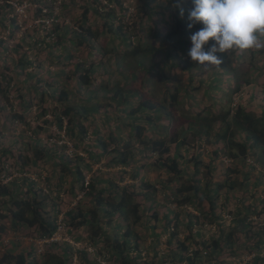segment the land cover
<instances>
[{
  "label": "trees",
  "instance_id": "16d2710c",
  "mask_svg": "<svg viewBox=\"0 0 264 264\" xmlns=\"http://www.w3.org/2000/svg\"><path fill=\"white\" fill-rule=\"evenodd\" d=\"M1 1L3 4L0 5V28L7 29L5 22L7 20L4 18V14L5 12L8 14L12 12L13 5L8 2L10 0ZM56 1L57 0H43L38 6L35 15L43 18L54 17ZM82 1L87 5L82 6L83 11L81 15H79L78 21L83 23V27L86 28L84 31L78 32L72 30V32H70L68 25L54 24L53 22L52 25L55 26L46 30V35L41 40H36V43L41 44V46L46 43L48 49L57 47L58 50L59 46L66 50L70 42H75L78 49L85 44L87 46H92L91 42L98 39L102 32V30L97 32V30L93 29L90 25L84 26V24L89 23L88 15L93 11L98 16L106 18L104 27L112 31L113 34L117 36L120 46L124 47L123 52L120 54L122 60L126 62L129 60L135 61L134 66L130 65L129 68L125 70L121 68V61L117 58L114 59L115 64H117L122 71H127L124 72L126 78L134 75V67L140 68L141 71H146L150 76L157 71H162L167 75V68L174 69L181 65L182 69L189 72L196 67H202V65L193 62L188 56V51L191 47L190 36L202 27L201 24H197L191 29L187 26L189 23L187 19V6L191 0H178L177 5L179 4V6L185 10L184 16H180L178 7H176L175 11L171 14V27L165 33L156 31L155 36L159 38V42L158 44L150 46H145L144 44L142 46L140 41L139 43H132L129 35V29L131 28L129 25L120 23L115 29L113 28V23L110 21L113 19L118 9L122 11L123 2L121 0ZM113 1L117 3L116 5L119 8H117V10L116 8L115 10L107 9L103 13L102 6L109 5V3ZM69 5H73L71 0L69 4L67 0L64 1L60 6L62 11L59 15L61 16L64 14V17L68 15L72 19L71 13H67L66 11ZM45 7L49 8L47 12L43 11ZM166 7L169 8L170 6L167 5ZM2 8H4L5 12L1 11L3 10ZM144 14L146 16L148 15L147 13ZM134 25L136 26L137 22H134ZM13 35L14 32L9 36L14 37ZM53 36L54 38H52ZM127 39H129V43H127ZM5 43L6 40L0 39L1 47H3ZM101 43L102 47L105 49V53L108 52L109 50L106 45L103 42ZM208 46L209 45H206L205 48ZM20 47L21 45L18 44L14 49L18 53L14 71L17 75L25 74L26 78L28 77L29 79L33 77L36 78L38 73L42 71V68L38 69L36 67H44L45 62L39 59L42 47H38L39 51L37 54L34 53L33 55H30L27 51L22 52ZM59 52L58 54L56 51L55 57L53 55L51 56V58L54 59V61L52 60L51 62H55L57 57L65 58L62 50ZM240 52L244 53V50H237L235 54L236 58ZM230 53V50L224 53H217L218 57L221 58L220 64L212 66L207 65L208 62H205L207 65L206 67L211 68L210 71L206 72V70H201L192 72L187 82L182 83V85L178 84V86L175 85L174 87L167 88L168 96L163 100L151 96V92L146 88L148 82L139 75L138 77L134 76L135 81L139 84L138 88L134 89L131 87L125 89L118 85L115 88L108 87L107 89L106 86L108 84L106 83L105 85L100 84V86L108 90L107 93L109 94H101L97 90L93 91L90 86L91 80L96 77L95 68L91 62L88 64L84 60L76 63V71L74 72L76 80L73 85V90H69L62 86L60 81L53 80L49 82L47 78L45 81L46 85H44L42 80H38L34 88L40 91L43 102L45 101V96H47L46 94L49 93L47 91V87H50L49 85H54L55 89L53 93H59V97L55 100L63 103L64 107L60 110L56 107L54 118L57 127L64 132L62 140L63 138L67 140H64L61 144L52 145L43 142L41 137L32 139V137L29 136L30 141L28 140L27 143L25 142L28 154L22 151H14L5 145H3L5 146L4 148L3 146L2 149L0 148V160L8 162L12 158L15 161L14 165L20 173L27 174L29 173L28 171L32 170L38 177L21 176V181L14 178V180L11 179L6 183L0 182V199H2L0 202L5 204L4 206L8 208V213L5 215L1 214L0 217H10L11 225L15 232L20 230L26 233L27 231V234H29L31 238V243L35 242L31 245L24 246L20 240L15 239L10 245V248H7L0 256V264H71L73 261V246L65 239L48 242L42 256L39 258L35 255L37 252L36 250L39 248L38 240L52 238L58 232L60 225L65 223L69 231L76 230L79 232V234L71 232L72 238L76 242L84 241L81 237V231H86L89 228L87 238L90 241V245L81 247L77 250L78 259L80 260L79 264H103L100 259H104L106 264H142L140 261L142 254L139 253L140 236L137 232L133 231L131 222L134 225L139 224V226L143 228L141 232L142 236H153L152 238L157 236L158 238L160 234H167V243L169 246L175 244L172 247V255L174 258L180 259L179 262L187 259L191 264H199L203 251L207 252V255H209L208 262L216 259V254H218L224 246L223 232H220L219 235L217 232V234L212 235V239H208L203 234V231H201V227L195 230L196 232H194V227L195 225H201V214H204V217H206V214H209L208 218H212V220H210L211 223L221 218L217 213V200L221 196L220 191L224 189L225 192L222 196L227 197L226 195H228L229 190L234 191L236 189V181L230 182L227 180L218 183L215 182L214 176H210L207 179L205 176L204 179L198 177L201 171V165L203 164L200 155L188 157V161L191 163L193 162L195 167L194 174L196 175H190L191 178L183 181L184 172H188L189 170L184 166L187 158L182 154L180 148L182 146L192 145L196 140L194 139L195 137L198 140L203 139V135L209 137V133H211V123L209 120L211 118L213 121L221 122L225 125V129L220 128L221 134L218 132V137L216 139L223 140L225 149L228 150V153L233 158L235 157L238 159L237 157H239L247 160L248 153H250L253 147H257L261 149L260 156L264 160V89L254 88L252 82L257 79H252V76L248 78L247 73L239 74L235 71L230 59ZM152 54L158 58V61L150 64L147 60ZM235 60H238V58ZM82 69H84V72H82ZM10 70L11 68L8 64L0 66V92L2 95H4L5 92L4 88H2V86L5 85L4 83L9 86L12 84V78L9 74L11 72ZM222 72H226L225 75L229 74L231 77L234 75L237 81L235 86H231V93L229 97L226 98L227 106H225V110L217 114L214 113V115L208 112L206 117H204L203 114L205 112L203 111H206V108H204L190 121L189 126H185L181 129L177 127L173 128L170 136L166 132L167 128H165L163 137H156L155 134H159L158 132H160V130H158V127H153L151 130L152 135L146 137V128L148 126L137 122L135 118H138V116L142 114L144 115L143 118L146 120V124L153 125L156 124L157 121V118L153 116L155 113L154 111L159 114L163 112V114L168 117H175L174 110L177 105L182 103L183 94L187 96L184 101L190 102L191 100L192 102L196 99V96L198 97L205 86L208 84L212 86L218 84L216 83L218 74H222ZM27 80H23L24 84H26ZM41 83L42 85H40ZM138 94H140V96ZM93 97L97 98L96 104L93 103ZM19 99L22 101L21 105H24L19 112H16V110L13 111L11 119L8 116L9 112L7 111V105H2L0 111L3 113L6 123L8 122L7 124H13L16 120L13 131L16 133L15 137L23 141V139L25 137L28 138V136H25V132L23 131V133H18L17 126H19V124H26L24 115L25 111L28 109V101L24 94H20ZM102 99H105L106 102H100ZM136 99L137 102L133 103ZM75 100H79L86 104H76V102H74ZM248 105L250 106L249 111L246 109ZM112 107L116 109L122 107L121 111L123 116L126 117L125 125L128 127L126 132L127 137L124 138L123 136H119V134L117 135L113 129L110 134L103 135L102 139H99L98 145L100 149H103V152L100 151L97 154L94 152L92 153V151L88 150L87 145L89 142L86 141L89 129L85 124L81 123V118L85 117V119H88L90 115H103L102 113H105L106 115L103 117L102 125L105 128H109L112 126L113 121L108 116V113L114 112V114H116V111H114ZM48 109L49 108L46 106H43L40 113L44 115L47 113ZM209 110H212V107H210ZM114 118L119 119V116L116 115ZM132 118H134L133 121ZM90 123L93 125V131H95V128L99 127L96 126L95 120H91ZM234 125L237 126V129L244 132L245 138L252 141L251 147L245 144L244 141H242L243 139H233V131L230 128ZM190 131H193L195 136H190L188 134ZM137 141L142 143V148L138 155H136L137 152L134 151L135 148L132 147ZM111 142L114 144L113 148L110 147ZM207 142H211V140H207ZM1 143L2 141L0 139V145ZM69 143H71L72 146H70ZM120 143L122 146L121 149L117 147ZM230 145L232 147H237L238 152L229 149V147H231ZM71 147L75 149L81 147L82 151L88 153L90 156L89 159L92 158V163L83 156H80L78 152H73V154L70 155ZM104 152L110 154V156H108V161L104 162L105 166L113 170V167L121 169L119 171L116 169L114 170L120 178L125 177V173H127L125 169L128 165L136 164L138 158L145 157L147 159L148 155L154 154H158L159 156L155 163L161 169H164L165 172L169 173L170 176L169 178L162 179L160 182L161 188H158L153 183L147 181L145 174L141 175V168L144 166L142 165L141 168L137 166L133 169L131 174L133 182L120 185L114 179H107V184L101 187L99 183L106 180L103 178L100 179V174L96 173V171H94L96 174L92 175L87 180L85 169L90 168L95 161H100ZM114 153H117V155ZM213 154L218 156L216 150L213 151ZM4 157H6V159H4ZM255 161L258 163L260 162L259 159ZM214 162L215 159L212 158L207 168L209 170L207 171L208 175L214 171V169L210 170L214 166ZM45 163H51L53 167L52 170H47L46 176L43 177L41 168L46 165ZM155 163L154 165H156ZM261 163L264 165V161ZM247 165L251 168L255 167L254 164L247 163ZM245 176L248 178V172H246ZM70 177H72V182L69 180ZM137 178H140L139 184L135 182ZM43 181L46 183V187H44ZM202 181H204V184H201ZM74 182L80 183V189L84 192L83 195L89 198L88 207L84 204L82 199H80L76 205L68 203L67 208L64 202L61 201V193L63 190L67 191L72 199L78 196L76 188H73ZM174 183H179V185H174L175 188L173 189L171 185ZM68 184L70 188H63L68 186ZM138 186L144 187L145 191L143 193L138 192L136 190ZM53 187L56 188L53 189ZM166 188L173 190L175 195L172 200L174 203L178 205L188 203L194 205L195 199L197 198L200 204L203 203V201L207 202L209 206L208 210L202 211L200 214L187 212L186 220L183 218L180 219L181 214L175 211L173 213L175 221L170 218V212L164 211L163 224L158 223L160 220L158 210L160 208L156 209L157 206L154 207V203L148 208L149 212L145 210L143 211L144 213L140 212V202L135 200L138 195L142 194L151 199L154 192L164 191ZM238 202L242 203V198ZM249 207L250 205L245 207L246 213H244L243 217L240 216L238 211L234 213L236 225L233 226L224 240L225 243L231 247L232 254L234 255L238 254V249H235L238 246H236L233 241V235H235L237 231L241 233L245 232L248 239L255 237V235L259 236L258 241L255 243V247L262 248V246H264V223L258 226V230L253 231V226L251 227L252 224H250V222L248 223V219L252 218L256 212L254 211L249 215ZM239 208L240 207L237 206V210ZM60 214L62 215L61 217L59 216ZM257 214H259V212H257ZM115 217H118V220L122 218V220L127 222V229L125 231H123L124 228H119L117 226L118 220H115ZM151 217L155 220V224L143 222V219H149ZM183 221L186 226L187 234L181 239L177 228ZM171 223H174L172 227ZM220 226L221 224H219V229L222 230ZM4 229L5 226L0 224V233ZM196 236H199V238ZM2 244L3 242L0 239V246ZM190 247L195 248V250L189 255L187 253ZM135 252L138 253L133 254ZM260 260L261 256L257 255L253 260L247 261L245 264H259ZM144 264L157 263L151 260V262H144ZM215 264H221V262L216 259Z\"/></svg>",
  "mask_w": 264,
  "mask_h": 264
},
{
  "label": "rangeland",
  "instance_id": "374dc122",
  "mask_svg": "<svg viewBox=\"0 0 264 264\" xmlns=\"http://www.w3.org/2000/svg\"><path fill=\"white\" fill-rule=\"evenodd\" d=\"M66 0H57L55 2V8H54V17H38L35 15L36 10L38 9V6L40 3L43 2V0H10L8 1L10 4L13 5V11L9 14L3 10L2 12H5L4 18L7 20L6 25L7 29L0 28V39L6 40V43L3 45V47L0 46V66L4 64H8L11 68L10 77L12 78V84L11 86L5 85L2 86L4 88L5 92L4 95L0 92V108L2 105H7V111L9 112L10 119L12 118L11 115H13V111L16 110V112H19V110L22 109L21 105L22 101L19 99L20 94H24L26 100L28 101V109L25 111V118H26V124H19L17 126V132H25V136H28V138H24L23 141L21 139H18L15 137L16 133L13 131V127L16 124V120L13 124H7L6 120L4 118L3 113L0 111V139L2 141L0 148L2 149V146L5 145L6 147H9L12 150H16L17 152H25L28 154V150L26 149L27 141H30V137L32 139L41 137L43 139V142L47 144H61L64 142V140H67L66 138L62 137L64 135V132L60 130L56 123H55V110L56 107L61 108L64 107V104L61 102H57L55 99L59 97V93H53V90L55 89L54 85H49L50 87H47V91L49 92L45 96V101H42L41 93L39 90L35 89L34 86L37 85L38 80H42V83L46 85L45 81L48 78L49 82H52L53 80L60 81L61 85L69 90H73V85L76 80V75L74 72L76 71V63L80 62L81 60H84L88 64L91 62L93 67L95 68V79L93 78L91 80V88L93 91L97 90L99 93L104 94L107 93L108 90H105L103 87L100 86V84L105 85L108 84L106 88L108 87H117L118 85L122 86L125 89L133 87L138 88L139 84L135 81L134 76L138 77L141 76V78L145 79L146 82V88L149 89L151 92V96H153L156 99L163 100L165 97L168 96L167 88L174 87L175 85L178 86L182 85V83L187 82V79L189 78L190 73L192 72H198L201 70H206V72L210 71V67L202 66V67H196L191 72L182 69V65L176 68H167L166 73L167 75L162 71H157L155 73L150 74L146 73V71H141L140 68H135L134 75L125 77V73L127 71H122L117 64H115L114 59H118L121 61V68L122 69H128L129 66H134L135 61L129 60V61H123L120 57L121 52H123L124 47L120 46L117 36L113 34L112 31L108 30L107 27H104V23L106 18H102L98 16L95 12H90L88 15L89 23L84 24V26L90 25L93 29L97 30V32L100 33V36L95 41H92L91 45H83L81 48L78 49V46L75 45V42L68 43L67 49L64 50L63 48H60L59 50L57 47L49 48L47 44H37L36 40H41L46 35V30L49 28H52L55 25H52L58 23L60 25H68V29L70 32L72 30L82 32L86 28L83 27V23L78 21L79 15H81L83 9L82 6L87 5L82 0H71L73 2L72 6H68V9L66 10L67 13H71L72 19L70 16L59 15L62 11L60 9V6L62 3ZM68 4L70 0H67ZM123 3V9L122 11L117 10L119 8L115 1L112 3H109V5L102 6V12L104 13L107 9H114L116 8L117 12L115 13L113 19L110 21L113 23V28L115 29L116 26L120 25V23H123L125 25H129L131 28L129 29V35L130 40L132 43H139L141 42L142 46L143 44L145 46L155 45L158 44L159 38L155 36V32H163L165 33L170 27H171V14L175 11L177 7L178 0H121ZM3 2L0 0V5H2ZM170 6L167 8L166 6ZM188 10L192 7L191 2H189V5L187 6ZM1 8V6H0ZM49 8H44L43 11L47 12ZM124 11V12H123ZM144 13H147L146 16ZM58 17H57V16ZM142 19V21H141ZM140 21V23H139ZM134 22H137V25H134ZM72 26V27H70ZM42 27V28H40ZM14 32V37H10L9 35H12ZM57 37V35H56ZM54 38V36L52 37ZM76 41V37H75ZM261 41L264 42V37H261ZM99 42V45H98ZM103 42L106 47L108 48V52L105 53V49L102 47ZM127 43H129V39H127ZM211 43V40L209 41V45ZM20 44L21 51H27L30 55H33L34 53L37 54L39 51L38 47H42V52L40 53L39 59L45 61L44 67H36V68H42V71L38 73L37 77H33L29 79L26 78L25 74L20 75L14 71L15 70V64L17 60V52L14 50L15 47ZM116 45V46H115ZM114 46V47H113ZM129 46V44H128ZM99 47V48H98ZM116 47V49H115ZM118 48V49H117ZM57 49V50H56ZM100 49V50H99ZM115 49V50H114ZM65 55V58H58L55 62H51L54 59L51 58V56L57 53L59 54L61 51ZM237 50H230V59L232 62V66L235 69V71L239 74H245L247 73V77L252 76V79H257L252 82L254 84V88L258 89H264V47L260 48H252L244 50L243 52H240L238 54V60L235 57ZM248 51V52H247ZM235 52V53H234ZM70 59H69V56ZM55 57V56H54ZM158 61V58L155 55H150L147 62L156 63ZM217 66V64H214ZM213 66V65H212ZM35 68V69H36ZM82 72H84V69H82ZM226 72H222V74H218L216 85H207L205 86L198 97L196 96V99H194L192 102H186L184 99L187 97L185 94L182 95V103L177 105L175 108V117H168L163 112L161 114L155 113L153 114L154 117L157 118L156 124L148 125L146 124V120L143 118L144 115L138 116L136 121L140 122L143 125L148 126L147 129V135L146 137H149L152 135L151 130L153 127H158L159 134H155L156 137H163L164 135V129L167 128V133L171 134L173 128L177 127L179 129L184 128L185 126H189L190 121L197 116L198 112L202 111L204 108H206V111L203 114L204 117H206L208 112H211L213 115L214 113H219L222 110H225V106H227V100L226 98L229 97L231 93V86L236 85L237 81L234 75L232 77L228 74L225 75ZM223 75V76H222ZM225 75V76H224ZM28 79V80H27ZM23 80H27L26 84H24ZM42 83L40 85H42ZM89 92V91H88ZM40 93V94H39ZM109 94V93H107ZM93 95V94H92ZM140 96V94H138ZM53 96V98H52ZM86 96V95H85ZM94 96V95H93ZM238 99V98H237ZM93 103L96 102L97 98L93 97ZM56 101V102H55ZM76 104H81L83 102L81 101H74ZM100 102H106L105 99L100 100ZM137 99L135 100L136 103ZM97 103V102H96ZM95 103V104H96ZM86 104V103H83ZM88 104V103H87ZM255 105V104H254ZM43 106H46L48 109L47 113L42 115L40 113ZM212 107V110H209V108ZM250 106L246 108L249 111ZM257 107V106H256ZM114 111H116V114L114 112L108 113V116L110 119H112L113 123L112 126L109 128L103 127V117L106 115L105 113L97 114V115H90L88 119L81 118V123L85 124V126L89 129V133L86 136V141H88V150L94 152L95 154L99 153L100 151L103 152V149H100V146L98 145L99 139H102L103 135L110 134L113 129L116 132V134L119 136H123L124 138L127 137V130L128 127L125 125L126 117L123 116V113L121 111V108H114L112 107ZM120 109V110H119ZM119 110V111H118ZM202 112V113H203ZM150 113V112H149ZM119 116V119L114 118L115 116ZM213 118V117H212ZM134 118H132L133 121ZM91 120H95L96 126H99L98 128H95V131L92 130V124L90 123ZM118 120V122H117ZM211 123V133H209V137H206V135H203V139L198 140L196 139L192 145H186L182 146L180 148L183 155L186 156V164L184 165L187 167L188 172H184V179L183 181L188 180V178H191L190 175H196L195 173V167L193 165V162L188 161V157H193L195 155H200L203 164L201 165V171L198 177L201 179H204V176L206 179L210 176H214L215 182L222 183L225 181H236V188H241L240 195L242 196V203H239L238 201L241 200V197H233L232 190H229L227 197L222 196L225 192L224 189L220 191L221 196L217 200L218 203V209L217 213L219 216H221L220 219L215 220L216 222H212V218H208L209 214H206V217H204V214H201L200 222L201 225H195V230H198L200 227L202 228L201 231H203V234L206 238L212 239L213 234H220V232H223V243L224 246L222 250L216 254L217 261L221 262V264H239V261L245 259L248 260V258H251L254 256V254H251L254 252L251 251L252 246L255 244L254 240L248 239L245 232L241 233L237 231L235 235H233L234 243L236 244L235 249H238V254L234 255L232 254L231 247L225 243V238L233 228V226L236 225V222L234 221V213L237 211V206L239 204H242L244 206L250 205L252 206V203L254 204V199L252 198V193L256 192V195L260 197V201H263V198L261 196H264V160H260L262 158L260 155L261 149L257 147H253L250 153H248L247 160L241 159L237 157L233 158L229 153L228 150L225 149V146L223 145V140L216 139L218 137L217 133L220 132L221 129H225V125L221 122L213 121V119L210 118ZM213 122V123H212ZM233 123V122H232ZM42 126V127H39ZM204 126V125H202ZM208 128V127H207ZM233 131V139H243L245 144L252 146V141L245 138V134L242 130L237 129V126H233L230 128ZM23 131V132H22ZM93 131V132H91ZM98 133V134H97ZM190 136H195L193 131H190L188 133ZM168 136V137H169ZM167 137V138H168ZM105 139V138H104ZM168 140V139H167ZM207 140H211V142H207ZM26 142V143H25ZM200 143V144H199ZM70 146H72L71 143H69ZM3 146V148L5 147ZM114 144L111 142L110 147L113 148ZM231 146V145H230ZM119 149H121V143L117 146ZM135 152L140 153L142 148V143L140 141H137L132 146ZM173 147V145H172ZM232 147V146H231ZM229 147V149L237 151V147ZM132 148V149H133ZM216 150L218 152V156H215L213 154V151ZM73 152H78L80 156H83L86 158V160L90 161L92 163V158L89 159V155L87 152L82 151V148L75 149L74 147H71V154ZM110 153V152H109ZM150 153V152H149ZM117 155V153H114ZM108 156L110 154L104 152L102 155V158L100 161H93V165L90 166V168L85 169V172L87 174V180L94 174L99 173L100 179H104L106 181H102L100 184L101 187L105 186L107 184V179H114L117 181L120 185H125L133 182V178L131 176L133 169L137 166L141 168L142 165H144L141 170V175H146L147 181L153 183L158 188H161V180L169 178V173L165 172L164 169H161L155 161L159 157L158 154L154 155H148L147 159L144 158H138L136 164L128 165L125 170H127V173H125V177L120 178L119 175L115 173L118 167H113V169H110L109 167L105 166L106 161H108ZM212 158L215 159L214 166L210 169H214L212 173L208 175L209 171L207 168L210 165V162ZM260 160L258 163L255 160ZM6 159V157H4ZM235 159V160H233ZM263 159V158H262ZM226 160H231L227 162ZM247 161V162H246ZM52 163V162H51ZM45 163L46 165L42 167L43 177L46 176L47 170H52V164ZM154 163L156 165H154ZM248 164H254L255 167L251 168ZM15 161L11 158L8 162H4L3 160H0V182H9L11 179L14 180L17 179L19 181L21 176H32L33 178H38L37 174L34 173L32 170L28 171L27 174H22L18 171L16 166L14 165ZM42 166V165H41ZM40 166V167H41ZM2 168V170H1ZM108 168V169H107ZM48 171V172H49ZM96 171V173H94ZM123 171V169H122ZM8 172V173H7ZM246 172H248V178L245 176ZM197 177V176H196ZM124 178V179H123ZM70 182H72V177H70ZM55 182V179H54ZM136 184L140 182V178L135 179ZM44 187H46V183L42 182ZM54 184V183H53ZM71 184V183H70ZM80 183L74 182L73 188H76V192L78 196L76 198H71L69 193L67 191H62L61 193V201L64 202V205H66V208L68 207V203L72 205H76L80 199L83 200L84 204L88 207V197L84 196V192L80 189ZM201 184H204V181L201 182ZM174 185H179V183H174L171 186L173 189L175 188ZM72 186V184H71ZM56 188V187H55ZM53 187V189H55ZM59 188V187H58ZM63 188H70L69 184L68 186H65ZM248 188H252V193L249 192ZM138 192L143 193L145 191L144 187L138 186L136 189ZM244 190V191H243ZM153 194V193H152ZM175 194L173 193V190L170 188L164 189V191H158L154 192L153 197L147 198L145 195H138L136 197V201L140 202V212L148 211V208H150L151 204L154 203V207L157 206L156 209H159V224H163V212H170L169 215L170 218L173 220L175 219V216L173 213L175 211L179 212L180 219L183 218L186 220L187 212H194L197 214H200L202 211L208 210V204L206 201H203V203H199L198 199H195V203L193 204H184V205H178L174 203L173 196ZM2 200V199H0ZM7 200V199H5ZM203 204V205H202ZM5 204H2L0 202V216L1 214H7L8 208L4 206ZM71 205V206H72ZM64 208V209H66ZM245 209L241 210V213ZM144 213V212H143ZM62 214V213H61ZM59 215L60 217L62 215ZM244 215V213H242ZM115 220H118V217L114 218ZM150 219V221H149ZM145 218L143 219V222H149L150 224L154 223L155 220L153 217L151 218ZM11 218H2L0 217V224L5 226V229L0 233V239L2 240L3 244L0 246V256L4 253V251L7 248H10V245L12 242L16 240H20L24 246L31 245L35 242L31 243V238L29 237V234L23 233L22 231L15 232V230L12 228L11 225ZM257 220V223H256ZM175 221V220H174ZM182 221V220H181ZM250 222L251 227L253 226V231L258 230L259 224L258 222H261L260 219L252 218L248 219V223ZM116 223V222H115ZM127 222L122 220L120 218L117 222V226L119 228H124L123 231L127 229ZM156 223V222H155ZM154 223V224H155ZM219 224H221L219 229ZM132 229L134 232H137L140 236L139 238V244H140V251L142 257L140 258L142 264L144 262H153L157 264H191L187 259L179 262L180 259L174 258L172 255L173 249L172 246H169L167 243V237L168 235L163 233L161 236L155 238L153 240V236H142L141 232L142 229L139 224L134 225L131 222ZM174 225V223H171V227ZM64 228L61 231L60 235L61 238H66L70 242V244L73 246V258L74 261L72 264H79L80 260L77 258V251L79 248L84 246H89L90 241L87 238L89 233V228L86 231H81V237L84 240L83 242H76L72 238L71 232H74L76 234H79L78 231L73 230L69 231L68 227L65 224H63ZM248 229V228H247ZM178 232L180 233L181 239L184 237L185 234H187L186 226L183 223L177 228ZM117 231V230H116ZM199 238V236H196ZM56 240V241H61ZM159 241V242H156ZM154 242V243H153ZM46 244H40L44 247L47 246ZM234 244V246H235ZM242 244V245H241ZM254 248V247H253ZM234 249V250H235ZM92 250V249H91ZM195 248L189 249V252L187 254H191ZM36 256L41 257L42 254L36 250ZM92 252V251H91ZM133 254H137L136 252ZM202 258L201 262L199 264H215L216 259L211 260L208 262V256L207 252H202ZM100 259V258H99ZM147 260V261H145Z\"/></svg>",
  "mask_w": 264,
  "mask_h": 264
},
{
  "label": "clouds",
  "instance_id": "9594fccd",
  "mask_svg": "<svg viewBox=\"0 0 264 264\" xmlns=\"http://www.w3.org/2000/svg\"><path fill=\"white\" fill-rule=\"evenodd\" d=\"M191 4L187 14L188 28L202 25L190 36L188 56L193 62L202 66L220 64L221 58L217 53L264 47L261 41V37H264V0H191ZM177 7L183 17L185 10L179 4ZM206 45L209 46L205 48ZM205 62H208L207 65ZM61 231L58 230L50 239H39V247L40 240H48L43 244L66 240L61 238ZM41 246L43 251L39 252L38 248V252L43 254L45 247Z\"/></svg>",
  "mask_w": 264,
  "mask_h": 264
},
{
  "label": "crops",
  "instance_id": "0c3cea01",
  "mask_svg": "<svg viewBox=\"0 0 264 264\" xmlns=\"http://www.w3.org/2000/svg\"><path fill=\"white\" fill-rule=\"evenodd\" d=\"M260 160H263V159L260 158ZM241 190H242L241 188H236L234 191H232L233 193L236 194V195L233 194V197H241L242 198V196L240 195ZM248 190L250 193H252V188H248ZM261 197L263 198V201H260V199H259L260 197H258L256 195V192L252 193V198L254 199V204L252 203V206L249 207V212H248L249 215L251 213H253L254 211L256 212V213H254L253 217L255 219L258 218L261 220V222H258L259 224L264 223V196H261ZM238 206L240 208L237 211L239 212L240 216L243 217L244 215H242V213H246V210H244L242 213H241V210L245 209L246 206H244L242 204H239ZM257 212H259V214H257ZM256 223H257V220H256ZM161 235L162 234H160L159 236H161ZM154 238H156V237H154ZM154 238H153V240H154ZM252 239L255 241L254 243H256L259 239V236L255 235V237H252ZM251 250H254V252L251 253V254H254V257H256L257 255L261 256V260H260L259 264H264V246H262V248H259V247L257 248V247H255V244H254L252 246Z\"/></svg>",
  "mask_w": 264,
  "mask_h": 264
},
{
  "label": "built area",
  "instance_id": "2783aa9c",
  "mask_svg": "<svg viewBox=\"0 0 264 264\" xmlns=\"http://www.w3.org/2000/svg\"><path fill=\"white\" fill-rule=\"evenodd\" d=\"M227 162H229V160H226ZM59 230L61 231V230H63V225H60V228H59ZM46 241H48V240H40L39 241V243L40 244H42V243H44V242H46ZM43 251V248H42V246L40 245V247H39V252H42ZM252 258V257H251ZM251 258H248V260H246L245 261V259H243V260H241L240 261V263L239 264H245L247 261H249ZM101 260V262L103 263V264H106V261L104 260V259H100Z\"/></svg>",
  "mask_w": 264,
  "mask_h": 264
}]
</instances>
